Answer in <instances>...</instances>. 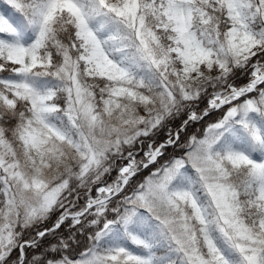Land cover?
<instances>
[{
	"label": "snow or ice",
	"instance_id": "obj_1",
	"mask_svg": "<svg viewBox=\"0 0 264 264\" xmlns=\"http://www.w3.org/2000/svg\"><path fill=\"white\" fill-rule=\"evenodd\" d=\"M0 264H264V0H0Z\"/></svg>",
	"mask_w": 264,
	"mask_h": 264
}]
</instances>
